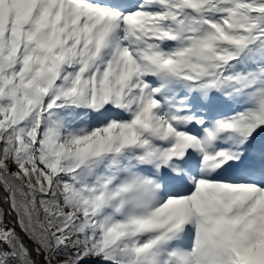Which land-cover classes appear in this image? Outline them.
I'll list each match as a JSON object with an SVG mask.
<instances>
[{"label": "snow or ice", "instance_id": "1", "mask_svg": "<svg viewBox=\"0 0 264 264\" xmlns=\"http://www.w3.org/2000/svg\"><path fill=\"white\" fill-rule=\"evenodd\" d=\"M0 264H264V0H0Z\"/></svg>", "mask_w": 264, "mask_h": 264}]
</instances>
